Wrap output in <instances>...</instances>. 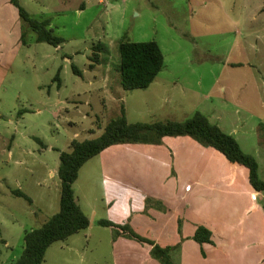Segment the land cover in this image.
<instances>
[{
	"label": "rangeland",
	"instance_id": "1",
	"mask_svg": "<svg viewBox=\"0 0 264 264\" xmlns=\"http://www.w3.org/2000/svg\"><path fill=\"white\" fill-rule=\"evenodd\" d=\"M19 2L33 17L48 18L64 41L57 46L37 41L21 19L23 42L0 85V264L17 259L24 231L58 210L59 152L68 150L74 138L98 136L119 115L120 105L128 122L183 120L200 110L225 132L237 124L231 133L257 157L264 178V151L254 141L255 126L264 122V0ZM123 36L156 40L162 50L163 67L145 88L121 87L117 66ZM98 42L105 47L101 61L90 67ZM116 90L123 95H114ZM173 146L163 137L160 143L118 142L88 159L73 187L90 224L52 243L41 264H162L144 246L114 236L95 221L114 215L171 244L169 255L176 264H264V237L253 220L257 213L219 182L207 194L204 166L214 156L206 149L187 151L185 165L205 191L191 199L193 180L178 170L181 158ZM156 147L165 150L168 161L158 191L152 187L157 184L150 180L152 170L145 168L157 166L155 157H145L159 152ZM138 175L146 177V191L136 186ZM12 189L22 190L32 202ZM210 222L224 238L216 236L212 248L192 238L195 227Z\"/></svg>",
	"mask_w": 264,
	"mask_h": 264
},
{
	"label": "trees",
	"instance_id": "2",
	"mask_svg": "<svg viewBox=\"0 0 264 264\" xmlns=\"http://www.w3.org/2000/svg\"><path fill=\"white\" fill-rule=\"evenodd\" d=\"M11 2L17 8L20 18L35 32L37 41H44L54 46L64 41L62 36L54 33L48 18L33 17L18 0H11ZM104 48L99 42L93 45V52L89 57L90 67L101 61L99 55ZM118 52L117 70L124 90L149 86L163 67V53L156 40L132 41L123 36L118 42ZM71 67L74 73L81 74L73 63ZM58 78L57 73L55 79ZM259 131L264 135V122L259 124ZM181 135L190 136L200 144L221 152L228 161L245 166L248 169V180L251 186L257 191L264 190V179L258 175L256 158L245 152L231 134L209 121L201 111L197 110L183 120L128 122L125 108L120 105L119 115L111 118L98 136L74 138L68 150L59 152L57 170L60 180L59 208L40 226L24 231L22 251L10 264H41L45 259L47 248L52 243L65 240L89 226L90 219L77 202L73 187L81 167L88 159L118 142L160 143L164 136ZM11 191L14 195L25 198L29 203L32 202L22 190L12 189ZM96 223L113 229L117 235L132 238L149 247L150 253L162 264H174L168 254L172 246H161L153 239L140 235L127 222L99 218ZM211 236L210 229L204 225H198L192 238L199 244L212 243Z\"/></svg>",
	"mask_w": 264,
	"mask_h": 264
},
{
	"label": "crops",
	"instance_id": "3",
	"mask_svg": "<svg viewBox=\"0 0 264 264\" xmlns=\"http://www.w3.org/2000/svg\"><path fill=\"white\" fill-rule=\"evenodd\" d=\"M22 30H23V22H21V18L19 16L17 8L12 4L11 0H0V85L2 84L3 77L7 74L8 70L10 69L11 64H12L14 58L16 57L20 46L22 45V42H23L21 39V36L23 35ZM113 94L114 95L119 94V96H121V94L123 95V93L121 91L118 92V90H116ZM214 118L216 120H218L220 117H217V115H215ZM209 121H210V119H209ZM241 123H244V122H241ZM260 123H262V121L259 122L258 125L255 126V128H254L255 129V135H256L254 141L255 142L257 141V145L260 148H262V150L264 151V135L259 131V124ZM216 124L218 125V123H216ZM219 127L224 131V129L221 126H219ZM236 127H237V124H234V127L230 130V132H227V133H229L233 136L232 133L237 132ZM163 138H164V140L174 142L175 146H173V147L177 150L175 152H177L178 156H180V158H181L179 160L181 162V164L178 165L177 168H178V170H180V172H185V173L189 174L188 180H193L192 182L194 183V192L191 196V199L194 196H197V197L202 196L203 194H205V191H204V188H202V186H201L202 185L201 181L199 183H196L198 180H197V177L194 176L195 173H193V175H192L188 170V166L185 165V164H188L186 161L187 159H185V155L188 153L187 151L193 150V148H194V150L197 149L200 152H203L202 149H206L207 155L210 156L212 154L211 156H214V161L209 162V164L204 166L205 176L203 178H204V182L206 185L207 194H210V196H211V193L214 192L215 190H217V189H215V183L216 182H219L222 187L225 186L224 187L225 191L236 194L239 198L238 203H242L245 207H249V210L253 211V215L257 213L255 216H253L254 217L253 220H257V224L255 225L256 229L259 232V234H261V236L264 237V190L257 191L251 186V184L249 183V180H248V169L245 166L228 161L221 152L217 151L216 149H214L212 147L208 148V147H203V146L197 145L195 142L191 141L189 136H186V135L164 136ZM234 138L237 140L236 137H234ZM238 143L241 146L239 141H238ZM111 146L105 148L99 154L102 153V155H103V153L108 151ZM179 146L182 147L183 154H180ZM255 147H256V145H255ZM156 148L159 149V150H157L159 152H156L158 154L150 153L148 155L146 153L145 149H143V150L146 153V156H145L147 158L146 160H149V159H152L153 157H155L154 162L156 163L157 166H152L149 168L145 167V168L147 171L152 170L153 174H152V177L150 178V180L153 182L157 181V184L152 185V187L156 191H158L159 186H160L159 182H160L161 176H162L161 173L166 171V168L168 167V161L166 158L167 157L166 154H163V153H166L165 150H163L161 147H156ZM241 148H242V146H241ZM153 151H155V150H153ZM245 152L250 153L249 151H245ZM250 154H252V153H250ZM221 155L225 158V160H226L225 163L222 162V160H220V159H223ZM253 156L256 158V160L258 162V175H259V170H260L259 160L257 159V157L255 155H253ZM263 163H264V158H263ZM136 169H134L135 170L134 174L138 173V170H136ZM109 172H110V167H109ZM145 178L146 177H142L141 175H138L137 180H140L141 182L137 183L136 186L138 185V187H140L146 191L147 188H146V184H145ZM261 179H264V178H261ZM201 180H203V179H201ZM174 183L175 182L168 184V187L169 186L172 187V185H174ZM187 202L188 201L183 202L185 204V207H184L185 210L184 211L187 210L186 209ZM97 219H99V218H97ZM109 219H112L116 222H122L123 223V220H119L118 218H116L115 215H114V217L110 216ZM172 220L174 221V217ZM124 222H127L140 235L148 237L150 239H153L156 243L160 244L161 246H167V245L171 246V244H169V243L168 244L159 243L158 241H156L152 237L153 235L150 233H146V234L142 233V231L136 227V225L133 223V221H124ZM199 225H204L208 229L211 230V232H212L211 237H212L213 242L212 243L205 242V243L211 245V248L213 246H215L214 241H216V236H217V238H219L218 239L219 241L224 240V238L220 234V232L219 231L217 232L214 229L212 222H210V224H208V225L206 223L199 224ZM173 228H175V226H173L172 229ZM195 229H196V227H195ZM195 229H194V232H195ZM179 230H180L179 228H176V231L180 232ZM194 232H193V234H194ZM174 234L175 233L173 230V235ZM113 235L118 236V237L120 236V238L126 237V236H122V235H117L114 230H113ZM126 238L132 239L129 237H126ZM132 240H134V239H132ZM134 241L137 244L142 245L141 243L137 242L136 240H134ZM180 241H181V238H180L179 242ZM112 242H113V238H112ZM142 246H144L145 248H147L150 251L149 247H147L145 245H142ZM170 250H169V252H170ZM169 252H168V254H169ZM170 259H171V257H170ZM172 262L174 264H176L173 260H172Z\"/></svg>",
	"mask_w": 264,
	"mask_h": 264
}]
</instances>
